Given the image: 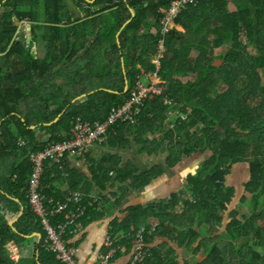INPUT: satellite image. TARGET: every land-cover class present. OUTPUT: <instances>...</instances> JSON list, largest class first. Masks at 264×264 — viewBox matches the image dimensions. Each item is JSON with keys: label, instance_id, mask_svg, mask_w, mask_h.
<instances>
[{"label": "trees", "instance_id": "16d2710c", "mask_svg": "<svg viewBox=\"0 0 264 264\" xmlns=\"http://www.w3.org/2000/svg\"><path fill=\"white\" fill-rule=\"evenodd\" d=\"M173 1L0 0V123L3 121L0 126V163H9L14 155L7 151H13L15 159L8 167L9 174L12 178L18 174L15 183L18 190L25 187L33 171L30 154L49 145L46 143L38 147L39 143L34 138L36 131L31 130V126L41 124V129L52 133L51 142H56L61 140L57 137V131L63 128L70 131L74 119L82 117L92 123L104 121L113 109L125 105L131 97V90H125L126 86H123L117 89L119 94L100 91L72 103L77 94L70 95L68 88L71 84L77 87L81 80L78 81L77 73L64 75L61 72L64 68L68 70V63L74 61L75 69L82 64L81 69L87 68V71L81 72L86 74L88 67L94 64L101 66L97 56L108 57L113 67L124 74L123 59L127 68L134 67L130 69L131 73H126L131 88L143 76L132 74L138 63L148 68L146 73L156 70L153 60L159 54L160 40L164 38L167 53L161 60L160 70L164 93L141 108V112L135 116V124L119 122L114 125L105 136V143L115 130V140L125 142V127L128 126L133 128L131 131L134 130L142 153L167 151L171 166L197 153L212 151V156L202 162L195 175L188 177L183 195H173L170 202L160 205L157 211H154V207L131 208L129 217L122 223L126 228L130 224L125 234H133L135 230L131 231L130 227L138 218L145 221L151 210L163 224L158 232L160 235L167 230L163 220L172 217L169 222L171 231L182 228V231L178 229V245L185 244L191 249L194 245V252L204 254L202 261L195 264H264V248L251 245L237 248L234 244V240L240 236L238 232L236 234L235 226L244 228L245 223L243 226L235 219L226 227L225 232L231 236L228 241L213 236V232L220 230L222 221L236 202V189L229 186L227 176L238 163L249 162L253 173L249 182L244 184L245 191L253 196V206L249 209L255 212L254 217L247 220L246 226H256L261 220L264 222V208L258 213L264 195V0H198L196 5L188 6L175 19V23L182 25L186 31L174 29L163 37L161 21L166 14L163 9L169 8ZM235 1L237 7H233ZM80 13H84V17ZM25 21L32 26V40L28 45L22 41L26 36ZM125 24L118 43V33ZM154 28H157L156 33L153 32ZM228 43L230 48L216 52L217 48L225 47ZM250 45L254 47L252 53ZM35 47L37 51H34ZM64 60L66 63L63 64ZM64 76H67L70 84L57 85L55 82ZM191 77L194 79L191 80ZM222 83L228 86L227 91L211 97L210 94L219 90ZM28 102L32 107L27 114H23V103ZM51 102L61 103L62 106L52 110ZM100 102L105 105L101 106ZM69 105L70 108L58 122L46 125L55 121ZM255 108L258 112L254 114ZM247 116L263 130L258 135H263L261 147L259 143H250L246 139L258 133L257 126L254 132L246 128L250 124ZM24 117L26 121H23ZM235 122L241 123L243 138L233 131ZM218 124L221 130L217 128ZM19 139L27 140V145L22 140L21 143L25 144H21V147ZM152 147L155 150H151ZM63 163L64 160L62 163H47L41 187L42 194L49 201L55 199L56 194L50 177L54 169L48 170V166L53 164L59 168ZM9 174H0V178L7 181ZM97 174L105 181L111 180L107 167L97 170ZM146 181L145 184L149 182ZM27 190L29 193L28 185L26 195ZM68 198L70 196L62 201ZM99 201L88 208L81 220L84 228L88 214L93 212L95 215L102 205V199ZM179 203L184 204V212L170 215L168 212L173 211ZM13 204L14 211L18 212L20 204L16 201ZM26 204L28 208L24 216L15 225L18 232L0 220V264H62L48 252L44 240L37 246L38 257L35 252L30 256H22L24 253L21 252L20 260L15 263L6 255L4 245L8 240L24 243L27 239L23 235L43 228L42 219L33 212L28 197ZM46 204L52 210L53 204L48 201ZM169 204L172 206H166ZM84 205H87L86 201ZM220 208L223 213H220ZM162 212H166L165 218L159 215ZM64 217L65 214L55 215L53 222L64 224ZM210 231L211 234L205 235ZM260 233L256 239L264 242V230ZM153 234L157 236V233ZM66 238L69 240L71 237L67 235ZM172 252L169 247L165 257L169 258ZM172 263L171 260L160 259L156 262Z\"/></svg>", "mask_w": 264, "mask_h": 264}, {"label": "crops", "instance_id": "0c3cea01", "mask_svg": "<svg viewBox=\"0 0 264 264\" xmlns=\"http://www.w3.org/2000/svg\"><path fill=\"white\" fill-rule=\"evenodd\" d=\"M233 4V7H237V1L233 2ZM79 15L81 17H84L85 14L80 13ZM126 24L118 33V43L119 37ZM29 28H31V39H29L28 35ZM29 28L28 30H25L26 36L23 38V42L25 43V45H28V43L32 40V26L30 25ZM175 29L181 32L186 31L185 28L179 24H177ZM156 31L157 28H154L153 32L156 33ZM226 47L229 48L231 47V45L225 44V47L217 48L216 52L221 53L223 49H226ZM249 50L252 53L254 51V47L250 45ZM34 51H37L36 47L34 48ZM156 59L157 57L154 58V63ZM121 62L123 67L122 71L124 74H121V71L116 68V78L113 79L114 84H110L109 82H104L100 85L95 86H84L78 84L77 87L74 84H71L68 88V90L70 91V95L75 93L77 94L72 103H75L83 98H87V96L100 91H108L111 93L119 94V91H117V89L123 86H126L125 90L129 89L131 82L128 79L126 73L128 71L131 73V70H133L134 67L129 66V68H127L123 59L121 60ZM74 63V61L70 62V64L68 63V71L77 73V76L81 77V74L83 75L82 72L84 71L81 69L82 64L80 65V68L78 65L76 69H71L70 67H73ZM132 64L135 63L132 62ZM145 70H148V68H145L142 64L138 63L132 74L137 73L139 77L146 73ZM66 78L67 76H64L55 83L57 85L62 86L63 84L64 86H67L70 84V81H68L69 79L67 80ZM160 80L162 82L161 78ZM61 81H67L69 84L65 85L64 83H60ZM222 87L223 89L215 90L210 94V96L214 97L216 93H225L228 86L223 84ZM23 104V108L25 109V112L23 111V114H27L32 106L28 107L27 103ZM95 104L96 103H94V108L96 107ZM100 105L103 106L105 105V103L100 102ZM50 106L52 107V110H58V108H61L62 104L51 102ZM69 108L70 105L67 106L61 114H59L55 121L46 125L49 126L58 122ZM107 116L108 114L106 115V118ZM24 120L26 121V117H24L23 121ZM74 120L71 122V126ZM2 122L0 123V126L2 125ZM40 125L41 124H36L30 127L31 130L36 131V133L34 134V138L39 143H37L38 147H42L46 143H53L51 142L52 133L41 129ZM125 128V142L115 140V130L113 131V134L109 135V140L107 143L103 145H94L91 149V152L86 157H77L76 155H70L66 158V160H64V163L62 164V166H59V168H55L56 166L54 167L53 164L48 166V170L54 169L50 174L52 180L51 185L55 190L54 193L56 194L54 200H63L64 198H67V196H70L72 193L78 191L84 193L85 197L88 199H91V197L93 196L102 199V205L99 207V210L96 212V214L94 215L93 212H90L85 218V228L79 233L73 232L68 235V237H71L68 240V244L76 248V259L81 263L87 262L89 264H99L101 255L106 252L104 241L108 236H113L112 239L117 242L116 244L118 246V252L115 258L110 262V264H127L132 256V244L127 238V235H129L130 233L125 234L130 224H128V227L126 228L122 223L126 220L127 217H129V210L135 207H154V211H157L160 205H164L170 202V200L173 198V195H180V192L184 190L186 193L188 177L191 174L195 175L199 171L202 162H204V160L208 158H206L202 153H197L191 157L185 158L178 165L171 166L169 163L170 153H168L167 151L162 152L160 150L157 153H142L141 146H139L137 143V138L134 134V130L133 132L131 131L133 128L128 126H126ZM68 129L63 128L60 131H57V137L59 139L66 138L70 132ZM157 136H159V134H157ZM22 140H24L27 145V140L25 139H19L18 144L23 147L21 145ZM113 140L114 143H111V141ZM150 149L155 150L153 147ZM7 153L14 155L12 156L14 158H11L9 163H6L5 165L0 163V174L6 176L9 174V168L15 159V153L13 151L8 149ZM105 167L109 168V177L111 180L105 181L97 174V170H101ZM252 175L253 173L250 163L242 162L236 164L231 173L227 176L229 186L236 189V194L239 195L238 197H236V202L233 204L231 211H235L238 213L237 220L243 226L244 223H242L241 220L247 218L248 216H244L241 213L244 210L247 215V213L250 211L249 207H251V205L253 206V196L252 194L246 192L244 187V184H247L249 182ZM8 177L9 180L7 181H3L0 178V220L3 224L11 227L13 231L18 232V229L17 227H15V225L21 219V217L24 216L26 209L28 208L26 204L28 197V190L26 195V186L28 185L29 187L30 176L26 180L25 187L20 188L19 190L17 187H15V183L18 180V174L14 175L13 178L11 174H9ZM97 179L99 180V182L97 181ZM145 180H149V182L145 184ZM243 200L246 201L243 202ZM14 201L20 204V209L18 212L14 211ZM261 202L262 205L260 206L258 213H261L264 208V195L261 198ZM183 203H181L183 205L182 212H179V210L175 208L173 211L168 213H170V215H174L175 212L179 214L183 213L185 209V203ZM166 206H172V204ZM232 212L226 218L227 220L231 219ZM159 215L165 218L166 212H162ZM140 217L142 216L140 215ZM140 220H143V218H138L135 221V224L130 227L131 231L133 229L136 230L143 225L153 224L154 222H159L161 224L160 229L163 228V224L159 219L155 217V214L151 213V210L150 213H148V217L145 221ZM163 221L164 226L167 230H165L164 232L162 231V235H160L159 233L157 234V236H155L154 234L149 235L147 239L148 244L152 250L151 263L156 264V262L160 259L164 261L171 260L173 262L172 264H186V261L187 263L192 264L193 249H189L184 245V247L179 246L177 241L169 239L172 238L169 225L170 220L164 219ZM176 223H179V221H177ZM246 223L244 228L235 226L236 234H240V236L237 237L239 243L237 244L236 242L235 246L238 248L240 245L241 248L243 244L251 245L253 243H260V248H264V242L256 239V237L261 234L260 231L264 230V226L260 227L261 224L259 226L257 224L256 226L247 227ZM123 226L125 230L123 229ZM195 228L198 232V228ZM247 232L249 233V235H246ZM200 235L202 236V234ZM216 235L220 236V232H213V236ZM23 236L27 239V241H25L24 243H17L13 239H10L4 245L5 253L9 259H11L9 256V248L11 244L17 246L18 250H20V256L21 252L24 253L22 254V256H30V254L35 252L36 257H38L39 250L37 249V246L43 242L46 236L44 229L42 228V230H36L31 234L27 233ZM29 240H31L32 243H29ZM169 247L173 250V252L169 258H166L165 256L168 254ZM202 257V253H198V255L196 256L198 261L201 260Z\"/></svg>", "mask_w": 264, "mask_h": 264}, {"label": "built area", "instance_id": "2783aa9c", "mask_svg": "<svg viewBox=\"0 0 264 264\" xmlns=\"http://www.w3.org/2000/svg\"><path fill=\"white\" fill-rule=\"evenodd\" d=\"M197 3L198 0H175L169 8L163 9L166 14L161 21V35L165 37L172 32L176 28L175 19L188 6L196 5ZM160 45L161 49L155 61L156 70L146 74V79L149 83H144L142 80L138 81L132 92V98L127 104L113 109L108 120L104 123L92 125L79 119L72 131L73 140L56 142L32 156L34 169L29 180L28 198L33 212L42 219L43 229L46 234L44 239L45 248L53 253L56 260L62 264H89L87 262L81 263L76 259V250L72 247H67L64 236L68 228H73L74 233L80 232L82 229V224L79 222L81 216L85 215L88 208L98 204L100 199L93 196L91 200L86 202L87 205L84 206L83 203L87 198L80 193L74 194L67 201L47 200L45 195L42 194L41 187L42 177L45 172V160L52 159L60 162L68 152H79L82 154L92 144L101 142L103 136L107 135L108 131L119 122L134 123L135 116L141 112V108L147 102L164 93L160 80L161 60L167 53L164 38L160 40ZM47 201L53 204L52 210H49L50 207L47 206ZM71 206L74 207L73 210L70 209ZM65 213L67 215L65 224L57 225L53 222V216ZM158 227V223H153L150 226L143 225L134 231L133 234L127 235L129 242L132 244V256L127 264H151V249L146 242V237L155 233ZM104 246L106 252L101 255L99 264H110L118 252V246L111 236L105 239ZM9 251L11 260L17 263L20 259V250H18L17 246L11 244Z\"/></svg>", "mask_w": 264, "mask_h": 264}, {"label": "rangeland", "instance_id": "374dc122", "mask_svg": "<svg viewBox=\"0 0 264 264\" xmlns=\"http://www.w3.org/2000/svg\"><path fill=\"white\" fill-rule=\"evenodd\" d=\"M73 7H71V9H72ZM30 25H31V23L29 22V21H25L24 23H23V26H24V29L26 30H28V28L30 27ZM94 39L95 38H93L92 40H91V42H93L94 41ZM22 41H24V39L22 38ZM229 44V43H228ZM230 48V47H229ZM94 54H96V53H94ZM95 58V57H94ZM97 59H99L100 60V62H101V66L99 67V66H96L95 64L94 65H92L90 68L88 67V71L90 72H88V73H86V74H83V75H81V77H78V81H80L81 80V82L79 83V85H89V86H95V85H100V84H102V83H104V82H109L110 84H114V81H113V79L114 78H116V68H114L113 67V65H112V63H110L109 62V60H108V57H105V59L104 58H101V57H98L97 56ZM67 60V59H66ZM66 60H64L63 61V64L64 63H66ZM71 69H73V67H70ZM87 71V68H85L84 69V71ZM62 73H64V74H69L70 72L68 71V70H65V68L64 69H62V71H61ZM115 73V74H114ZM192 79H194L193 77H191V80ZM69 81V80H68ZM60 83H68V82H65V81H61ZM222 85H223V83H222ZM220 90L221 89H223V87H220L219 88ZM27 106H31V103L30 102H28L27 103ZM258 112V109L257 108H255L254 110H253V112L252 113H257ZM249 119V126L248 127H246L247 129H249V130H251L252 132H254V131H256L255 129H254V127L255 126H257L258 124L256 123V121H252L251 119H250V117H248L247 116V120ZM243 124V126H244V123H242ZM166 125H170V123H167ZM245 127V126H244ZM258 128H257V134L255 133V135L253 136V137H249V138H246V139H248V141H251L250 143H253V141L256 143V144H258L259 143V146L261 147V145L260 144H262V143H260L261 141V139H262V137H263V135H261V136H259L258 137V135H260V134H262V129H261V127H259V126H257ZM217 128L219 129V130H221L220 128V125L218 124L217 125ZM233 128V131L236 133V135H238V136H240V137H242L243 138V134L241 133V129H242V127H241V123L240 124H237L236 122H235V125L232 127ZM232 131V132H233ZM141 139V138H140ZM141 144V143H140ZM88 155V154H87ZM86 155V156H87ZM206 158L208 157V156H212V152L211 151H208L207 152V154H203ZM259 173V172H258ZM253 176V175H252ZM251 178V177H250ZM185 193V190L184 191H181L180 192V195H183ZM179 195V196H180ZM239 195H236V197H238ZM182 207H183V205L182 204H177L176 205V209L177 210H179V212H182ZM232 209V208H231ZM232 211L230 210L228 213H231ZM220 213H223V211H222V209L220 208ZM242 215H244V216H248L247 218H244L243 220H241V222L242 223H246L247 222V220H250V219H252L253 217H254V215H255V212L253 213L252 211H249L248 213H247V215H246V213H245V211L243 210L242 211V213H241ZM226 216V214L224 215V217ZM228 217V216H227ZM238 218V213L237 212H235V211H233L232 212V216H231V219L230 220H227V219H225L224 218V220L222 221V226H221V228H220V230L218 231V233L220 232V237L221 238H223V240L224 241H228L230 238H231V236H230V233H227V232H225V229H226V227L228 226V225H230V223H232L235 219H237ZM172 219V217L170 218V220ZM176 221V220H175ZM261 224V226L260 227H263L264 226V222H263V220H261L260 222H258V226ZM178 229H180V230H182V228L180 227V228H177V229H172V231H170V233H171V237H174V241H176L177 240V237H179V230ZM178 230V231H177ZM211 232L212 231H210V233H208V234H205V235H209V234H211ZM198 239V237H195L194 239ZM204 239H205V237H204ZM29 243H32V241L31 240H29ZM236 243V241H234V244ZM184 247V246H183ZM183 247H181V248H183ZM202 259V258H201Z\"/></svg>", "mask_w": 264, "mask_h": 264}, {"label": "bare ground", "instance_id": "6f19581e", "mask_svg": "<svg viewBox=\"0 0 264 264\" xmlns=\"http://www.w3.org/2000/svg\"><path fill=\"white\" fill-rule=\"evenodd\" d=\"M134 16V15H133ZM146 74H148V73H144L143 74V77H141L138 81H140V80H142L144 83H149V82H147L146 80H145V78H146ZM137 81V82H138ZM137 84V83H136ZM136 87V85H134L133 87H129V89L131 90V93L133 92V90H134V88ZM132 98V95H131V97L128 99V101L130 100ZM128 101H127V103H128ZM126 103V104H127ZM118 108V107H117ZM109 118V117H108ZM108 118L106 119V120H104V121H96V122H94V123H92V122H90V121H87V120H84L82 117H78V118H76L75 120H74V122H73V124H72V128H71V130H70V132H69V134H68V136L66 137V138H64V139H61V140H59V141H56V142H66V141H71V140H73V137H74V135H73V133H72V131H73V129H74V127H75V125H76V123H77V121L79 120V119H81L82 121H84V122H89L90 124H92V125H95V124H97V123H104V122H106L107 120H108ZM136 120V119H135ZM131 124H135V122L134 123H131ZM106 135H104L103 136V140L100 142H97V143H94V144H92L91 146H89L82 154H80L79 152H68V153H66L65 155H64V157L60 160V162H56V161H53L52 159H46L45 160V172H44V175L43 176H45V173H46V168H47V163L48 162H50V163H62L63 162V160H65L68 156H70V155H76L77 157H86V155L87 154H89L90 152H91V149H92V147L94 146V145H103L104 143H105V141H106V137H105ZM56 142H53V143H51V144H49L48 146H50V145H52V144H54V143H56ZM24 144H25V142H23ZM47 146V147H48ZM44 150V149H43ZM42 151V150H41ZM40 152V151H39ZM39 152H33V153H31L30 154V156H29V160H30V162L32 163V166H33V169H34V162L32 161V156L34 155V154H36V153H39ZM32 173H33V171H32ZM32 173H31V175H32ZM31 178V177H30ZM30 178H29V180H30ZM42 179H43V177H42ZM76 193H80V194H83L84 195V193H82V192H74V193H72L71 195H70V198L74 195V194H76ZM69 199V198H68ZM89 200H91V199H86L85 201L87 202V201H89ZM100 203V202H99ZM70 209L71 210H73L74 209V207L73 206H71L70 207ZM88 211V210H87ZM87 213V212H86ZM86 213H85V215H86ZM85 215H83V216H81V218H80V220H79V222L82 224V229H84V224L81 222V220L83 219V217L85 216ZM57 216H59V215H57ZM66 213H65V222H64V224L67 222V218H66ZM72 229V230H71ZM81 229V230H82ZM71 230V233H73V228H68V230H67V232H66V234H65V236H64V238H65V240H66V245H67V247H72L71 245H69L68 244V239L66 238L67 237V235H69L70 233H69V231ZM72 248H74V247H72ZM75 250H76V248H74ZM49 252V251H48ZM51 253V252H50ZM51 254H53V253H51ZM54 255V254H53ZM55 256V255H54Z\"/></svg>", "mask_w": 264, "mask_h": 264}, {"label": "clouds", "instance_id": "9594fccd", "mask_svg": "<svg viewBox=\"0 0 264 264\" xmlns=\"http://www.w3.org/2000/svg\"><path fill=\"white\" fill-rule=\"evenodd\" d=\"M176 26H177V24H176ZM174 30V29H173ZM212 152V151H211ZM208 157H211V156H208ZM253 177V176H252ZM228 216V215H227ZM154 223H158L159 224V227H158V230L155 232V233H157L158 234V232H159V230H160V227H161V224L159 223V222H154ZM151 225V224H150ZM150 225H146V226H150ZM137 230V229H136ZM135 230V231H136ZM152 235V234H151ZM246 235H249V233L247 232L246 233ZM147 236H149V235H147ZM204 237V236H203ZM147 237H146V242H147V244H148V241H147ZM189 241H190V239H189ZM188 241V242H189ZM234 241H236L237 242V244L239 243V241H238V238H236V240H234ZM187 242V243H188ZM186 243V244H187ZM258 244H260V243H253V244H251V246H254L255 248H260V246H258ZM149 245V244H148ZM243 245H247V244H243ZM184 246H186L185 244H184ZM150 247V246H149ZM188 247V246H187ZM194 245H192V249H194ZM249 247H250V245H249ZM189 249H191L190 247H188ZM238 248H240V245H239V247ZM151 249V248H150ZM193 252V255H192V258H193V263L192 264H195V262H197V263H200L201 261H202V259L204 258V254L202 253V252H198V253H202V255H203V257H202V259L201 260H199L198 261V259L196 258V256L198 255V253H196V252H194V250L192 251ZM197 260H196V259ZM151 259H152V250H151ZM151 259H150V263H151ZM262 259H264V255H262ZM263 263V262H262ZM152 264V263H151ZM186 264H189V263H187V261H186Z\"/></svg>", "mask_w": 264, "mask_h": 264}, {"label": "water", "instance_id": "95a60500", "mask_svg": "<svg viewBox=\"0 0 264 264\" xmlns=\"http://www.w3.org/2000/svg\"><path fill=\"white\" fill-rule=\"evenodd\" d=\"M132 14L135 16V11L133 9H132ZM28 35H29V39H31V28H29Z\"/></svg>", "mask_w": 264, "mask_h": 264}]
</instances>
